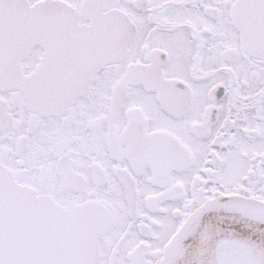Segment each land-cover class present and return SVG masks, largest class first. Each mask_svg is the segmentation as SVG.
Here are the masks:
<instances>
[{
	"label": "snow or ice",
	"instance_id": "snow-or-ice-1",
	"mask_svg": "<svg viewBox=\"0 0 264 264\" xmlns=\"http://www.w3.org/2000/svg\"><path fill=\"white\" fill-rule=\"evenodd\" d=\"M0 264H264V0H0Z\"/></svg>",
	"mask_w": 264,
	"mask_h": 264
}]
</instances>
